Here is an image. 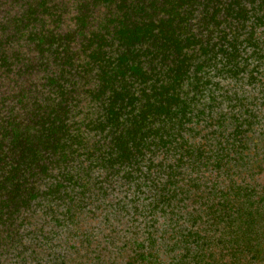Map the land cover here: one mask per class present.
Segmentation results:
<instances>
[{"label": "trees", "instance_id": "trees-1", "mask_svg": "<svg viewBox=\"0 0 264 264\" xmlns=\"http://www.w3.org/2000/svg\"><path fill=\"white\" fill-rule=\"evenodd\" d=\"M263 99L264 0H0V264H264Z\"/></svg>", "mask_w": 264, "mask_h": 264}, {"label": "rangeland", "instance_id": "rangeland-1", "mask_svg": "<svg viewBox=\"0 0 264 264\" xmlns=\"http://www.w3.org/2000/svg\"><path fill=\"white\" fill-rule=\"evenodd\" d=\"M2 2H4V4H5V6H6V0H1ZM4 7H1V9H3ZM22 42V41H21ZM21 42H18V43H16V46L17 45H19V44H21ZM22 43H24V42H22ZM25 44V43H24ZM30 48V47H29ZM40 63L41 62H35V63H33V70H32V72L31 73H28L27 75H25V76H23L21 79H20V81L21 82H25V84H26V87H28V85L29 84H33V83H35L36 84V86L37 87H40V83H41V81H42V78H43V75H45V73L43 72V71H41L40 70ZM12 82H14V81H12ZM14 84V83H13ZM41 90H37V89H33V93H31L32 94V96H35L36 98H38V97H40L41 96V92H40ZM262 102L264 101V99L263 100H261ZM262 110L264 111V106L262 107ZM263 149V151H264V148H262ZM262 151V152H263ZM261 152V153H262ZM261 171V170H260ZM260 171H258V172H260ZM262 174L261 175H259L258 176V178L260 177V180H264V164H263V169H262ZM257 172V173H258ZM72 237L69 239V242L71 241V243H73L74 244V240H75V243L77 242V240L75 239V238H77V234H76V232H72ZM81 253H84V252H81ZM75 256V255H74Z\"/></svg>", "mask_w": 264, "mask_h": 264}]
</instances>
